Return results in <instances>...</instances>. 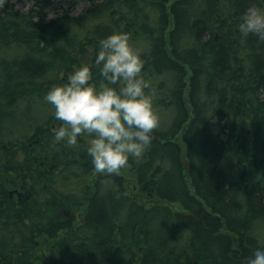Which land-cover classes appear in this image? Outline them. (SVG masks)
Returning a JSON list of instances; mask_svg holds the SVG:
<instances>
[{
  "label": "trees",
  "instance_id": "trees-1",
  "mask_svg": "<svg viewBox=\"0 0 264 264\" xmlns=\"http://www.w3.org/2000/svg\"><path fill=\"white\" fill-rule=\"evenodd\" d=\"M87 1L46 21L0 0V264H244L264 247V44L236 26L264 0ZM113 32L139 49L160 123L109 174L89 138L54 140L43 97L74 65L98 85Z\"/></svg>",
  "mask_w": 264,
  "mask_h": 264
},
{
  "label": "clouds",
  "instance_id": "clouds-1",
  "mask_svg": "<svg viewBox=\"0 0 264 264\" xmlns=\"http://www.w3.org/2000/svg\"><path fill=\"white\" fill-rule=\"evenodd\" d=\"M236 27L242 37L264 44V8L249 6ZM143 63L129 36L113 32L97 42L93 66L102 77L98 85L89 65H74L66 80L43 97L62 122L54 130V140L72 146L89 138L86 153L97 173H118L152 143L160 117ZM244 264H264V247L254 249Z\"/></svg>",
  "mask_w": 264,
  "mask_h": 264
},
{
  "label": "rangeland",
  "instance_id": "rangeland-1",
  "mask_svg": "<svg viewBox=\"0 0 264 264\" xmlns=\"http://www.w3.org/2000/svg\"><path fill=\"white\" fill-rule=\"evenodd\" d=\"M74 0H13L15 4V10L18 12H28L30 9H36L37 7H41L45 5V14L46 21H51L56 19L64 12H68L73 16L78 15L86 11L90 7V1L79 0L75 5H72L71 2ZM4 6V5H2ZM0 9H3L2 7ZM88 61H85L86 64ZM15 196H17L16 192L13 191ZM23 196V191L19 190Z\"/></svg>",
  "mask_w": 264,
  "mask_h": 264
},
{
  "label": "water",
  "instance_id": "water-1",
  "mask_svg": "<svg viewBox=\"0 0 264 264\" xmlns=\"http://www.w3.org/2000/svg\"><path fill=\"white\" fill-rule=\"evenodd\" d=\"M183 163H184V165H185L186 170H189V166L184 162V160H183ZM21 195H22V194L18 193V198H20ZM11 196H13V193H11Z\"/></svg>",
  "mask_w": 264,
  "mask_h": 264
}]
</instances>
